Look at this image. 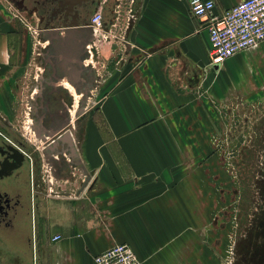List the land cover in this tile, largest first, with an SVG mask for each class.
Wrapping results in <instances>:
<instances>
[{"label": "crops", "instance_id": "crops-1", "mask_svg": "<svg viewBox=\"0 0 264 264\" xmlns=\"http://www.w3.org/2000/svg\"><path fill=\"white\" fill-rule=\"evenodd\" d=\"M3 1L20 15L36 12L20 4L33 0H0V112L12 123L32 45ZM240 1L214 0L215 11ZM113 2L95 35L74 28L67 41L58 28L49 43L38 31L46 44L34 53L47 67V87L71 93L68 84L96 103L80 137L70 125L75 159L63 148L40 157L41 168L54 171L41 172L36 264H96L114 244L129 245L140 264H208L218 205L213 135L231 129L228 119L241 115L234 107L264 103V42L213 65L205 23L191 15L189 0ZM42 136L39 148L50 141ZM75 160L90 176L82 189Z\"/></svg>", "mask_w": 264, "mask_h": 264}, {"label": "rangeland", "instance_id": "rangeland-1", "mask_svg": "<svg viewBox=\"0 0 264 264\" xmlns=\"http://www.w3.org/2000/svg\"><path fill=\"white\" fill-rule=\"evenodd\" d=\"M3 5L13 20L29 33L32 45L29 72L25 79L16 83L14 111L10 117L12 123L18 125L21 137L23 135L39 145L36 122L31 114L35 96L40 90L42 76L39 70L42 64L34 49L44 41L40 42L39 33L36 34L39 27L35 14L26 12L22 16L14 8L7 7L4 1ZM64 91L69 93L61 90V94L66 95ZM71 94L70 101L76 111L74 122L76 115L81 117L80 137L81 124L93 109L96 99L85 93L77 95L73 91ZM233 110H239L241 115L239 112L232 114L228 119V122L232 121L231 129L217 131L213 135L216 144L211 146L217 160L214 176L218 186V205L212 219L215 241L210 242L216 255L207 257L206 261L208 264H264V103L243 109L234 107ZM4 238L0 236V264H36L34 254L26 253Z\"/></svg>", "mask_w": 264, "mask_h": 264}, {"label": "flooded vegetation", "instance_id": "flooded-vegetation-1", "mask_svg": "<svg viewBox=\"0 0 264 264\" xmlns=\"http://www.w3.org/2000/svg\"><path fill=\"white\" fill-rule=\"evenodd\" d=\"M110 1L106 7H100L99 0H33L25 4L23 1L20 4L35 9L39 30L44 31L43 25H46L47 30L54 31L61 29L64 23L77 24L74 28H91L90 18L95 12L99 11L104 16L106 11H114L116 3L113 2L114 0ZM47 72V67L43 65L42 77L39 81L40 90L35 96L31 115L36 122L39 142L45 132L50 141L39 148L21 134L22 138L18 125L9 122L5 114L0 112V236L15 243L26 253L34 254V258L37 255L36 234L32 226L34 209L43 188V176L49 177L54 171L53 166L46 170L41 168L40 157L44 156L42 151L58 135L68 131L71 133V123L75 129L74 137H78L81 122L79 121L81 117L77 115L76 123L74 122L76 111L70 101L72 94L64 91L66 96L61 94V88L52 91L47 87L50 81L47 79ZM73 91L77 95L81 94L79 90ZM85 94L88 95L87 91ZM56 116H59L60 121ZM62 148L66 154L71 155L69 148ZM75 161L78 163L77 171L83 176L79 187L82 189L85 180L82 168L84 166L79 160ZM61 168L66 178L72 176L73 171L69 166L63 164ZM41 172L46 175L41 176Z\"/></svg>", "mask_w": 264, "mask_h": 264}, {"label": "built area", "instance_id": "built-area-1", "mask_svg": "<svg viewBox=\"0 0 264 264\" xmlns=\"http://www.w3.org/2000/svg\"><path fill=\"white\" fill-rule=\"evenodd\" d=\"M188 4L191 15L205 23L209 39L210 64L220 65L236 53L264 42V0H242L221 13L215 11L214 0H189ZM102 26L103 16L101 12H95L90 18L92 33L94 35L98 33ZM45 44L46 41L43 45H38V48H44ZM39 72L42 75L43 67H40ZM59 239V235L52 237V241ZM94 262L140 264L127 244L112 245L96 255Z\"/></svg>", "mask_w": 264, "mask_h": 264}, {"label": "water", "instance_id": "water-1", "mask_svg": "<svg viewBox=\"0 0 264 264\" xmlns=\"http://www.w3.org/2000/svg\"><path fill=\"white\" fill-rule=\"evenodd\" d=\"M76 25L77 24H65L64 23L61 26L62 27L61 29H63L65 34H67V38H66L67 41H70V38L74 32L73 31L74 27H76ZM46 28H47V26L43 25V29H44L45 35H46V40H48L49 43H51L53 41V38L56 36V33H55V31H49ZM57 41L58 42L62 41L61 43H64V41L62 39H59ZM62 147L69 148L71 151L70 153H71L73 159H75L77 152H76V149L74 146V140L72 137V133H70L69 131L65 132L64 134L58 135L52 143H50L44 147L42 152H43L44 156H48V155H50V153H56V152L59 153ZM82 168H83V171L85 174V180L82 184V188H84V186L88 183L90 176L88 175L85 167H82Z\"/></svg>", "mask_w": 264, "mask_h": 264}, {"label": "bare ground", "instance_id": "bare-ground-1", "mask_svg": "<svg viewBox=\"0 0 264 264\" xmlns=\"http://www.w3.org/2000/svg\"><path fill=\"white\" fill-rule=\"evenodd\" d=\"M65 82H66V81H65ZM67 87L70 89V91L73 92L74 89H73V87H72L71 85H68V84H67ZM72 92H71V93H72ZM18 220H19V219H18ZM18 226H19V224H18ZM18 228H19V227H18ZM6 238H7V237H6ZM8 239H9V238H8ZM6 241H7V240H6ZM14 242H15V241H14ZM10 243H11V242H10ZM13 244H14V243H13ZM23 248H24V247H23Z\"/></svg>", "mask_w": 264, "mask_h": 264}]
</instances>
